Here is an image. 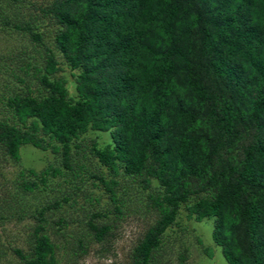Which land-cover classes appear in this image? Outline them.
Returning a JSON list of instances; mask_svg holds the SVG:
<instances>
[{
    "label": "trees",
    "instance_id": "obj_1",
    "mask_svg": "<svg viewBox=\"0 0 264 264\" xmlns=\"http://www.w3.org/2000/svg\"><path fill=\"white\" fill-rule=\"evenodd\" d=\"M0 25L35 48L0 51V75L15 86L0 159L19 166L30 144L53 154L41 170L17 173L20 194L50 178L71 183L33 210L19 193L0 192V222L34 220L28 249H13L22 264H58L50 218L71 262L94 244L113 256L135 190L154 221L130 264H171L166 232L183 206L188 218L213 222L229 264H264V0H0ZM65 65L74 79L58 76ZM89 182L111 207L70 236L63 205ZM179 254L185 264L187 249Z\"/></svg>",
    "mask_w": 264,
    "mask_h": 264
},
{
    "label": "rangeland",
    "instance_id": "obj_2",
    "mask_svg": "<svg viewBox=\"0 0 264 264\" xmlns=\"http://www.w3.org/2000/svg\"><path fill=\"white\" fill-rule=\"evenodd\" d=\"M48 20L43 22L45 29L52 30L53 26L48 27ZM49 37H47V41ZM27 37L20 33L5 29L0 25V51L8 53L11 50L21 49L30 47L29 50L34 52L35 48L30 43ZM52 41V37L51 40ZM31 45V46H30ZM32 48V49H31ZM63 71L58 73V76L66 79H74L72 76L71 69L63 66ZM8 77V76H7ZM11 77L6 78L0 75V119L11 116V111L7 103V96L10 95L9 87L14 85L11 82ZM7 80H10L8 82ZM18 85L20 83H17ZM20 86H22L20 84ZM15 87V86H14ZM17 87V85H16ZM71 92H74L71 88ZM6 97V98H5ZM95 132L89 131L84 137L90 138L94 136ZM105 141L108 140V136L102 137ZM53 154L51 152L42 151L36 146L30 144L25 145L22 148V162L19 164L11 163L7 160L0 159V192L11 191L15 194L19 193L20 190L16 183L17 173L23 168L35 167L37 170L44 168L49 159H52ZM66 177L61 178H50L49 185L41 186L42 188L33 193L21 195L20 201L24 204L25 208L35 209L45 197H60L64 192L65 187H71V183L65 184ZM60 182L62 185H59ZM57 185V187L55 186ZM54 190H51L54 188ZM86 190L89 191L88 196L80 191L78 202L72 207L69 204H64L62 213L70 217L73 222L69 226L64 228V232L70 236L79 234L86 227L85 223L89 218V214L96 212L100 209L108 210L111 205L108 195L99 186H94L92 182L87 183ZM68 188V189H69ZM93 197V200L89 199ZM99 199V201L97 200ZM129 199V200H128ZM144 200L142 197L141 190H135L131 194V198H126L125 208H129L127 214L118 223L116 229L117 237L113 244L114 255L107 253L100 254V245H92L91 252L88 255L79 258V261L71 262L70 257L67 256V249L65 250V237L57 235L56 226H53L52 218H50V224L47 226L49 232L52 234L55 240L61 246L58 250L57 258L59 259L58 264H130L132 262V251L138 240L143 236L144 232L148 228V225L154 221V216L144 210ZM178 217L179 224H176L169 228L166 232L165 237V249L168 248L166 253L167 257H171V264H180L178 256L180 250L186 248L188 251V259L185 264H229L222 253L220 248L212 240L213 222L209 219L202 221H196L188 218L187 210L183 206L180 210ZM60 214V213H59ZM56 216V214H55ZM110 216H113L110 214ZM57 217V216H56ZM106 217H101L99 220L103 221ZM34 223L30 217H26L20 221L15 215L9 216L4 221L0 222V264H22V261L14 253V248L19 247L28 249L27 237L31 230V225ZM213 247L214 254L211 256L207 249Z\"/></svg>",
    "mask_w": 264,
    "mask_h": 264
}]
</instances>
